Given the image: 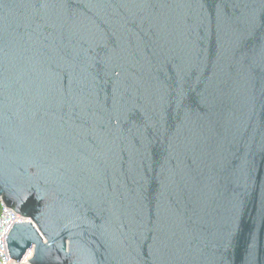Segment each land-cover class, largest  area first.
<instances>
[{"label": "water", "instance_id": "obj_1", "mask_svg": "<svg viewBox=\"0 0 264 264\" xmlns=\"http://www.w3.org/2000/svg\"><path fill=\"white\" fill-rule=\"evenodd\" d=\"M0 197L17 263L264 264V0H0Z\"/></svg>", "mask_w": 264, "mask_h": 264}, {"label": "built area", "instance_id": "obj_2", "mask_svg": "<svg viewBox=\"0 0 264 264\" xmlns=\"http://www.w3.org/2000/svg\"><path fill=\"white\" fill-rule=\"evenodd\" d=\"M30 220H24L19 214L10 209L2 197H0V264H28L27 261L33 257V251L29 252L20 262L11 259L7 237L10 234L15 223H27Z\"/></svg>", "mask_w": 264, "mask_h": 264}, {"label": "snow or ice", "instance_id": "obj_3", "mask_svg": "<svg viewBox=\"0 0 264 264\" xmlns=\"http://www.w3.org/2000/svg\"><path fill=\"white\" fill-rule=\"evenodd\" d=\"M256 21H253V26H255Z\"/></svg>", "mask_w": 264, "mask_h": 264}]
</instances>
